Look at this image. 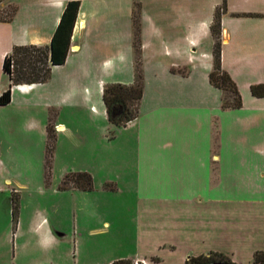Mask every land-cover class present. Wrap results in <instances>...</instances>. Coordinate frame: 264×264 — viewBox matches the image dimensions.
<instances>
[{"label":"crops","instance_id":"crops-1","mask_svg":"<svg viewBox=\"0 0 264 264\" xmlns=\"http://www.w3.org/2000/svg\"><path fill=\"white\" fill-rule=\"evenodd\" d=\"M6 1L17 12L12 21H0V93L9 85L5 56L15 45H49L70 0ZM223 1L80 0L65 63L54 66L44 83L14 85L11 102L0 105V140L14 147L13 157L30 133L46 147L50 123L59 141L68 131L59 120L65 106H84L107 119L104 85L134 81L133 15L139 9V115L121 126L127 130L123 140L104 142L105 158L120 166V174L104 182L114 188L99 191L95 173L83 170L93 177L87 194L120 197L126 219L111 222L98 201L85 206L100 219L87 235L103 240L98 261L86 264L121 258L185 264L189 256L211 251L251 264L254 252L264 250V96L251 92L264 83V0H226L221 16V64L239 88L240 108H223V92L209 79L211 25ZM42 221L41 239L56 243L55 227ZM117 230L121 242L112 244ZM77 243L75 264H81L80 235Z\"/></svg>","mask_w":264,"mask_h":264},{"label":"rangeland","instance_id":"rangeland-1","mask_svg":"<svg viewBox=\"0 0 264 264\" xmlns=\"http://www.w3.org/2000/svg\"><path fill=\"white\" fill-rule=\"evenodd\" d=\"M1 7L3 16L10 11L8 4L2 3ZM59 120L66 123L68 131L61 134L59 141L56 137L49 162L46 147L39 145L34 133L24 137L25 144L17 149L15 157L9 156L14 147L0 140V264H42L51 259L56 264H75L78 235L81 264L97 262L95 253L103 240L89 237L87 232L100 219L88 213L85 206L98 201L106 206L111 222L126 219L120 217V197L113 201L99 191L114 188L104 182L120 174V166L105 158L108 144L104 142L112 136L119 143L127 130L92 115L84 106H65ZM85 169L95 173L99 191L87 194L90 191L61 188L65 175ZM44 218L56 229V243L47 244L40 237ZM120 236L117 230L112 244H119ZM242 262L250 264L248 260Z\"/></svg>","mask_w":264,"mask_h":264},{"label":"trees","instance_id":"trees-1","mask_svg":"<svg viewBox=\"0 0 264 264\" xmlns=\"http://www.w3.org/2000/svg\"><path fill=\"white\" fill-rule=\"evenodd\" d=\"M8 4L10 11L2 15L1 4ZM6 0H0V21H12L17 7ZM81 2L70 0L66 3L60 21L52 36L49 45L40 46L35 44L15 45L3 61V72L9 79L8 87L0 93V105L11 102L12 87L19 84L44 83L49 80L52 68L65 63L70 47L71 36L77 19ZM139 7V6H138ZM227 10L226 0L215 11L211 25L212 34L215 38L213 49L214 63L209 74L211 84L220 88L223 92V108H240L242 96L236 82L231 75L222 67L221 52V16ZM134 48H135V76L134 81L126 83H107L103 88L102 99L106 108L107 119L113 126H126L139 115L140 102L144 92V76L141 58L140 40V13L139 9L134 12ZM254 96H264V83L251 86ZM56 139L54 128L48 125V141L46 145L47 162H49ZM107 186H109L107 184ZM78 188L83 191H91L94 188L93 177L89 172H73L65 175L61 188ZM131 259L121 258L110 264H135ZM138 264H143L137 262ZM185 264H237L221 252L211 251L207 254L191 255L185 260ZM251 264H264V250L254 252Z\"/></svg>","mask_w":264,"mask_h":264},{"label":"built area","instance_id":"built-area-1","mask_svg":"<svg viewBox=\"0 0 264 264\" xmlns=\"http://www.w3.org/2000/svg\"><path fill=\"white\" fill-rule=\"evenodd\" d=\"M135 264H138L137 262Z\"/></svg>","mask_w":264,"mask_h":264}]
</instances>
